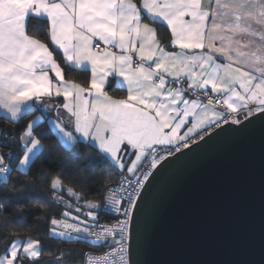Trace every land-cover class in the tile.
Returning a JSON list of instances; mask_svg holds the SVG:
<instances>
[{
    "label": "snow or ice",
    "instance_id": "1",
    "mask_svg": "<svg viewBox=\"0 0 264 264\" xmlns=\"http://www.w3.org/2000/svg\"><path fill=\"white\" fill-rule=\"evenodd\" d=\"M110 77L125 96L106 91ZM0 110L16 125L0 129V264H140L158 188L214 137L264 128V0H0ZM49 131L73 157L81 141L95 149L101 191L69 187V169L13 179L43 163ZM37 179L48 186L29 223ZM44 225L107 250L46 247Z\"/></svg>",
    "mask_w": 264,
    "mask_h": 264
},
{
    "label": "water",
    "instance_id": "2",
    "mask_svg": "<svg viewBox=\"0 0 264 264\" xmlns=\"http://www.w3.org/2000/svg\"><path fill=\"white\" fill-rule=\"evenodd\" d=\"M227 127V126H225ZM238 127V126H233ZM140 264H264V128L222 133L153 196Z\"/></svg>",
    "mask_w": 264,
    "mask_h": 264
},
{
    "label": "trees",
    "instance_id": "3",
    "mask_svg": "<svg viewBox=\"0 0 264 264\" xmlns=\"http://www.w3.org/2000/svg\"><path fill=\"white\" fill-rule=\"evenodd\" d=\"M36 24L37 29L42 30V22L33 21ZM167 31L161 34L160 39L165 43L168 41L167 39ZM71 79H74L77 82L84 83L87 78V73L76 71V70H69V75L67 76ZM34 114V113H33ZM33 115L26 116L23 122H26L32 118ZM22 122V123H23ZM16 125L11 124L8 120L4 117L0 116V129L2 128H14ZM40 127L42 129L47 130V124H41ZM46 146V153L45 156L42 158L43 163L37 161L35 164L32 165L31 175L24 176L21 174L13 173V179L19 180H28L31 179L33 176L37 175L38 170H43L45 172H50L52 174H60L61 169H69V171L64 175L65 184L69 187H74L76 191H86V194L92 193L95 194L101 191L100 187V180H102L104 172L108 170L107 164H102L99 162V159L96 157V151L94 148L89 146L87 143L81 141L76 145V148L73 151H78L79 156L73 157L71 152L65 151L60 144L57 142V138L53 135L52 132L49 131L48 139L44 142ZM55 144V147L52 145ZM51 153V155H49ZM95 158V159H92ZM91 159V163H90ZM74 178V179H72ZM86 178L88 180L89 188L87 190H83L79 186V179ZM115 180L112 181V183ZM35 185L37 187V193H34L31 197V203L28 204L27 208L25 209V213L27 216V220L31 223L37 215L42 211L39 207L40 203H43L42 199H38V191L40 188H47V183L37 179L35 181ZM3 185H0V191H2ZM89 199H96L95 195H88ZM75 202V201H73ZM43 231L41 235L38 237L40 238L46 247H51L53 249L63 248V249H82L86 250L90 245H87L83 242L78 243H62L55 239H49L47 237V230L46 225L42 226ZM25 235L27 233H24ZM57 251H53L52 255H57ZM48 259V255L46 254L41 261V264H44V260Z\"/></svg>",
    "mask_w": 264,
    "mask_h": 264
},
{
    "label": "crops",
    "instance_id": "4",
    "mask_svg": "<svg viewBox=\"0 0 264 264\" xmlns=\"http://www.w3.org/2000/svg\"><path fill=\"white\" fill-rule=\"evenodd\" d=\"M167 31V30H166ZM167 39L169 40V38H170V33H168L167 32ZM171 50V49H170ZM90 75V73H87V77ZM67 78H69V77H67ZM69 79H71V78H69ZM77 82V81H76ZM80 83V82H79ZM106 91H108L109 92V94L110 95H112V96H114V97H122V96H125L127 93H126V91L124 90V89H122L119 85H117V83H116V80L114 79V78H112V77H110L109 78V84L106 86ZM0 111H2V110H0ZM39 113L37 112V113H34L33 114V116H35V115H38ZM52 115L54 116V113H52ZM0 116H2V115H0ZM33 116H32V118H33ZM3 117V116H2ZM31 118V119H32ZM30 119V120H31ZM48 126V125H47ZM67 130H69V131H71V128H68Z\"/></svg>",
    "mask_w": 264,
    "mask_h": 264
},
{
    "label": "built area",
    "instance_id": "5",
    "mask_svg": "<svg viewBox=\"0 0 264 264\" xmlns=\"http://www.w3.org/2000/svg\"><path fill=\"white\" fill-rule=\"evenodd\" d=\"M117 179H118V177H117ZM115 183H116V181L113 182V184H115ZM101 216H102V218L106 219V218H108L109 214L101 213ZM102 222H104V219H102ZM106 250H107L106 248H99V247H95V246H90L85 251H95L97 253H102Z\"/></svg>",
    "mask_w": 264,
    "mask_h": 264
},
{
    "label": "rangeland",
    "instance_id": "6",
    "mask_svg": "<svg viewBox=\"0 0 264 264\" xmlns=\"http://www.w3.org/2000/svg\"><path fill=\"white\" fill-rule=\"evenodd\" d=\"M74 249H76V248H74ZM65 250H67V249H65ZM77 250H80V249H77ZM77 259V257H75V256H73V257H70L69 258V264H74V261Z\"/></svg>",
    "mask_w": 264,
    "mask_h": 264
}]
</instances>
